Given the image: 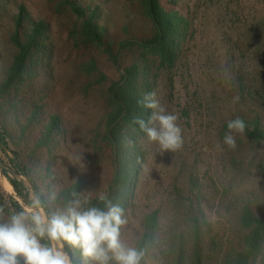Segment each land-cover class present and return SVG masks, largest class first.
Here are the masks:
<instances>
[{
	"label": "rangeland",
	"instance_id": "obj_1",
	"mask_svg": "<svg viewBox=\"0 0 264 264\" xmlns=\"http://www.w3.org/2000/svg\"><path fill=\"white\" fill-rule=\"evenodd\" d=\"M72 1L84 17L69 0H0V124L81 264H264L242 222L247 203L264 214V143L240 123L264 132V0H158L178 12L168 62L143 0ZM130 70L152 117L143 135L123 127L145 156L112 188L109 88ZM8 183L0 171V264H55Z\"/></svg>",
	"mask_w": 264,
	"mask_h": 264
},
{
	"label": "trees",
	"instance_id": "obj_2",
	"mask_svg": "<svg viewBox=\"0 0 264 264\" xmlns=\"http://www.w3.org/2000/svg\"><path fill=\"white\" fill-rule=\"evenodd\" d=\"M69 2L74 12L80 17H84L82 9H80L74 1L69 0ZM143 6L154 28V36L150 41V45L153 46V53L157 55L162 62L171 61L175 44L174 40L171 39L175 24L173 18L178 15V12L164 8L158 0H143ZM84 25L88 33L93 36L92 38L100 40V37L97 36V32L92 26L93 24H91L89 20H86ZM15 42L19 44L17 37H15ZM26 54L27 49L21 47L18 61L24 59ZM109 91L113 102V111L107 117L105 136L113 149L114 175L112 179V188L124 186L131 187L132 183L138 178L145 152L135 137L131 139L128 136L126 137L125 132H123V127L130 125L138 133L142 135L145 134L147 122L152 117L150 90L148 85L136 79L133 70H130L125 71L119 80L113 82L110 85ZM240 123L244 126L247 135L256 141L264 143V132L259 128L258 119L252 122L254 127L251 130L246 127L245 121L241 120ZM0 150L6 156H8L7 151H10V154L13 155L12 158L8 157L10 169L15 172L23 173L31 181L26 167L19 161L18 153L9 148L6 130L1 124ZM2 165H4V162L0 157V171L15 192V198H10L11 208L34 230V236L38 242L48 251L49 255L53 257L51 230L46 226L41 227L42 231L37 228L35 221L40 222V217L28 187H26L22 181L13 178L10 172ZM36 193L45 207L47 216L56 228V235L61 239L65 252L71 257L72 264H81L80 258L83 254V249L79 245H76L75 249H71L68 236L65 233V225L56 221L49 208L43 203V199L37 190ZM249 205L250 204L247 203V205L243 207L242 222L245 226L250 228L245 238V251L253 255L260 251L261 245L264 242V214L259 216L255 215ZM27 209H33L37 212L32 215ZM153 217L154 216H152V218ZM195 231L197 234L199 233L197 229ZM55 264H58L57 261H55Z\"/></svg>",
	"mask_w": 264,
	"mask_h": 264
},
{
	"label": "water",
	"instance_id": "obj_3",
	"mask_svg": "<svg viewBox=\"0 0 264 264\" xmlns=\"http://www.w3.org/2000/svg\"><path fill=\"white\" fill-rule=\"evenodd\" d=\"M2 166L10 172L13 178L17 179L18 181H22L25 184V186L28 187L31 193V196L35 202L36 208L38 210L39 217L41 218V220H42V216L44 217L45 219V223H43L44 226L48 227L51 230V243L54 246L53 251L55 252V258H56L57 263L64 264V257H66L68 264H72L71 257L69 256L67 252H65L64 245L61 239L58 238V236L56 235L55 227L53 226L51 220L47 216L45 207L40 201L32 182L23 173L15 172L12 169H10V167H8L7 165H2Z\"/></svg>",
	"mask_w": 264,
	"mask_h": 264
},
{
	"label": "bare ground",
	"instance_id": "obj_4",
	"mask_svg": "<svg viewBox=\"0 0 264 264\" xmlns=\"http://www.w3.org/2000/svg\"><path fill=\"white\" fill-rule=\"evenodd\" d=\"M8 186L12 187L9 183H8Z\"/></svg>",
	"mask_w": 264,
	"mask_h": 264
}]
</instances>
